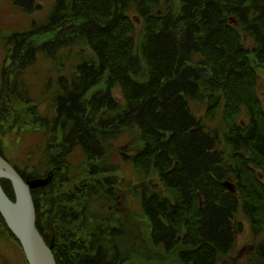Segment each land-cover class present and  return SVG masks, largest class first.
<instances>
[{
    "label": "trees",
    "instance_id": "16d2710c",
    "mask_svg": "<svg viewBox=\"0 0 264 264\" xmlns=\"http://www.w3.org/2000/svg\"><path fill=\"white\" fill-rule=\"evenodd\" d=\"M14 2L35 9L34 0ZM38 32L56 33L31 55L62 60L66 50L73 61L55 81L54 116L31 111L46 137L41 160L29 175L15 166L24 178L52 175L32 194L57 263L131 257L136 240L118 206L130 189L150 245L176 252L179 264H231L247 225L243 264H264V0H53ZM104 75L106 89L87 98ZM25 95L9 85L2 102ZM123 138L129 148L116 147ZM2 185L15 200L12 182Z\"/></svg>",
    "mask_w": 264,
    "mask_h": 264
},
{
    "label": "rangeland",
    "instance_id": "374dc122",
    "mask_svg": "<svg viewBox=\"0 0 264 264\" xmlns=\"http://www.w3.org/2000/svg\"><path fill=\"white\" fill-rule=\"evenodd\" d=\"M52 4L53 0H34L35 9L28 13L14 0H0V105H4L2 101L5 100L9 85L15 87L17 84L18 90L23 95L25 93L28 98L24 101V97L23 101L16 105L4 102L7 119H0V153L20 169L26 170L27 175L41 160L43 152L41 144L46 142L41 122L34 121L35 117L31 111L34 110L39 118L54 116L51 96L54 87L57 86L55 81L59 74H70L73 61L67 59L66 50L59 53L60 59L64 58V61L53 60L50 55L38 52V50H35L34 56L30 54L34 46L49 40L56 33H30L32 29H36L46 20ZM13 48H15L14 51ZM61 61L68 64L63 71L59 67ZM258 73L259 95L264 105V62L258 66ZM49 78L54 81L51 87L47 83ZM106 79L107 76L104 75L97 85L88 91L87 98L95 93L103 92L106 89ZM1 116L2 114L0 118ZM130 141L131 139L123 138L117 142L116 147L122 144L123 149L129 148ZM115 149L114 147L113 151ZM35 150L37 152H34ZM77 156L76 166L82 161L80 152ZM123 167L127 170L126 176L128 173L135 175L130 163H125ZM118 174L121 178L124 176L121 171ZM120 192L122 197L118 206L121 208V213L128 218L124 219L131 226L128 233L131 239H134L132 242L136 240L134 242L136 248L124 264H179L176 252L165 255L160 249L150 245L147 238L149 227L137 210L139 208L138 197L130 189L120 190ZM261 237H264V233ZM252 239L253 236L247 225L245 231L237 236L238 245L230 256L231 264L244 263L246 254L251 248ZM0 264H28L21 246L9 235L1 220Z\"/></svg>",
    "mask_w": 264,
    "mask_h": 264
},
{
    "label": "water",
    "instance_id": "95a60500",
    "mask_svg": "<svg viewBox=\"0 0 264 264\" xmlns=\"http://www.w3.org/2000/svg\"><path fill=\"white\" fill-rule=\"evenodd\" d=\"M52 175L45 178H24L20 171L0 153V212L15 234L28 264H58L53 252V242L47 244L37 228L36 206L32 189L45 186ZM12 182L15 200L2 186V180Z\"/></svg>",
    "mask_w": 264,
    "mask_h": 264
}]
</instances>
